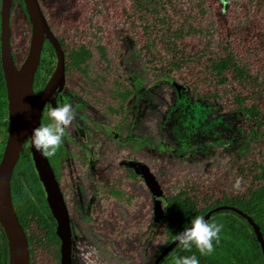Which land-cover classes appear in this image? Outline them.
Segmentation results:
<instances>
[{"label": "rangeland", "instance_id": "374dc122", "mask_svg": "<svg viewBox=\"0 0 264 264\" xmlns=\"http://www.w3.org/2000/svg\"><path fill=\"white\" fill-rule=\"evenodd\" d=\"M39 2L65 53L81 46L91 53L85 73L92 86L79 85V74L68 68L58 103L70 101L79 111V94H88L92 116L102 126L112 127L122 136L132 135V142L123 151L150 169L166 197L186 194L201 209L223 197L247 196L262 185L257 176L264 161V0ZM10 38L18 68L30 42V26L20 0L15 1L11 12ZM98 48L104 50V58ZM227 57L242 71V77L232 68L221 75L212 71V65ZM142 88L145 93L141 96L137 91ZM124 90L131 95L127 102L115 96ZM180 92L211 107L178 104ZM235 98L242 100V105ZM165 104H176L173 112L182 133L175 134L180 129L171 121L166 126L173 132L160 129ZM240 107L257 108L259 124L237 117ZM180 114L183 117L179 118ZM213 114L236 116L231 122L240 133L239 141L189 157L172 152L184 134L196 137L211 131L212 137H217L215 133H222L224 126L212 121ZM72 128L68 126L63 140L77 147ZM96 131L106 135L101 140L112 142L102 127ZM193 142L198 143L195 138ZM185 143L181 141L180 147H186ZM2 152L0 141V155ZM116 152L118 155V147ZM184 152L193 154L189 147ZM118 159L115 156L112 163L116 166L108 173L102 171L100 181L92 184L77 160L68 161L61 169V185L68 186L64 193L72 232V264H152L165 243L161 228L145 246H139L138 238L146 236L152 218L151 197L138 178L128 180L118 171ZM77 170L83 175V183L75 177ZM236 177L241 178V184L233 190ZM109 191H118L121 196ZM28 233L33 240L30 264H59L56 247L46 242L44 232L31 225Z\"/></svg>", "mask_w": 264, "mask_h": 264}, {"label": "water", "instance_id": "95a60500", "mask_svg": "<svg viewBox=\"0 0 264 264\" xmlns=\"http://www.w3.org/2000/svg\"><path fill=\"white\" fill-rule=\"evenodd\" d=\"M12 3L13 0H0V60L7 92V134L0 160V228L7 240V264L30 263L27 237L14 212L10 191L14 169L28 139L36 177L43 185L46 192V202L56 222L55 233L60 241L59 264H72L69 216L58 182L46 157L35 151L30 143L31 130L41 124V112L45 103L53 94L63 89L64 52L58 40L52 35L37 0H21L30 25V42L23 63L16 68L10 38ZM46 41L54 51L56 64L45 86L36 94L33 89V82ZM132 171L146 184L151 195L153 216L146 231L147 235L151 236L156 234L164 224L168 200L145 165L134 163ZM221 211L234 212L247 221L260 246L264 264V240L260 228L249 216L228 206L216 207L203 217L209 221L213 214ZM147 240L148 238L140 237L139 245L144 246ZM177 246L172 241L157 256L153 264H160L162 259Z\"/></svg>", "mask_w": 264, "mask_h": 264}, {"label": "trees", "instance_id": "16d2710c", "mask_svg": "<svg viewBox=\"0 0 264 264\" xmlns=\"http://www.w3.org/2000/svg\"><path fill=\"white\" fill-rule=\"evenodd\" d=\"M99 53L103 58L104 52L102 49H99ZM90 57L91 53L83 46L78 48L77 51H71L67 55L69 65L76 70H80V65ZM46 60V57L42 60L41 67L43 64L46 65ZM229 68H232L238 77H242V71L232 63L230 57L225 58L211 67L212 71L217 75H221V73ZM40 75L41 78H45L47 74L39 73L35 79V83L38 82L37 80ZM6 98L7 92L0 60V141L2 148H4L7 134V121H5L7 117L5 112V110H7ZM181 100L188 102L190 99L188 96H185L182 97ZM235 101L239 106L242 105V100L235 98ZM213 110H217V108L213 107ZM235 114H237V117L249 118L250 121L259 124V113L255 107H240ZM233 117L236 116L230 114H213L212 121L215 124H217V122L221 123L224 127H231L232 123H230V121ZM41 123H44V121H41ZM218 134L222 133L219 132ZM251 134L254 136L255 132L251 131ZM204 136L206 135L202 133L196 135L197 142L203 144L205 140ZM187 137L192 140L194 138L192 135ZM1 156L2 154L0 155V160ZM258 172L257 180L260 181L262 185L251 191L247 196L241 198L223 197L220 200L212 202V204H206V206L201 209L197 207L193 199L184 194L169 198L165 212V225L163 228L167 238L166 244L173 241L171 238L172 234L181 231L190 217L195 215L204 216L210 210L221 206L236 208L249 216L260 228L264 240V161L258 166ZM10 191L14 212L27 237L30 258L32 256L31 246L33 240L28 230L31 225H35L44 232L46 242L57 248L56 253L57 258H59L60 241L55 233L56 224L46 203L45 191L36 177L31 151L27 143L24 145L14 169L10 183ZM209 222H214L221 226L218 234V242H213V251L210 254L201 256L195 248H193L191 252H187L177 246L172 251V254L165 259L166 263L172 264L171 258L173 256L195 254L199 260V264H263L260 246L253 230L249 227L244 218L231 211H221L213 214ZM159 253L160 251H157L156 256ZM7 261V240L4 233L1 231L0 264H7Z\"/></svg>", "mask_w": 264, "mask_h": 264}, {"label": "flooded vegetation", "instance_id": "af4514ba", "mask_svg": "<svg viewBox=\"0 0 264 264\" xmlns=\"http://www.w3.org/2000/svg\"><path fill=\"white\" fill-rule=\"evenodd\" d=\"M15 1L16 0H13L12 9L14 7ZM37 2L39 3L40 9H41V11H42V13H43V15L45 17V20L47 22L46 16H45V14H44V12H43V10L41 8L39 0H37ZM20 3H21V0H20ZM21 5H22V3H21ZM22 7H23V5H22ZM23 9H24V7H23ZM24 13H25V9H24ZM25 17L27 19L26 13H25ZM27 21H28V19H27ZM28 24H29V22H28ZM47 24H48V22H47ZM48 27H49L52 35L58 40V42L60 44V47H61L62 51L64 52V49H63V46H62V41L53 33V31L51 30V26L49 24H48ZM99 49H102V48H98V52H99ZM77 50H78V48L75 49V51H77ZM48 51H50L49 54H48ZM71 51H74V50H71ZM46 53H47V56H46L47 63H46V65L43 64V66L41 67V62H42L43 59H45V54ZM69 53H65L64 52V59H65L64 60V85H63L62 91L65 89L66 76L68 75V68L73 69L75 72H77V74H79L80 80H81L79 85L84 84V86H86L85 84H89V86H92V83L90 82V80H88L86 78V73H85V65H86L87 61L91 57L89 59H87L83 64L80 65V70H76V69H74L73 67H71L69 65V60L67 58V55ZM99 55H100V53H99ZM13 56H14V54H13ZM100 57H101V55H100ZM14 59H15V57H14ZM53 59L55 60L54 64L52 62ZM129 63L131 64V61ZM55 64H56V59H55L54 51H53L52 47L50 46V44L46 41L45 44H44L42 53H41L38 71H37V74H36V76L34 78V82H33V89H34V92L36 94H38L41 91V89L45 86V84L47 83L48 79L50 78V75L54 71ZM126 67H128V66H126ZM39 73L47 74V75H45V78H41V75H40V77L37 80L38 82L36 81L37 83H35V79H36V77H37V75ZM106 83H107V80H106L105 84ZM171 83L174 86V82H171ZM93 84H96V83H93ZM105 84L102 87L103 90L105 89ZM157 84L158 83L156 82L152 86V88L149 87L148 89H146V91L147 90L151 91L153 89V87H155ZM98 88H99V86L97 85V87L94 90H96ZM177 89H179V88L176 87V90ZM62 91L53 94L48 99V101L45 103V105H44V107L42 109V112H41V120H40V122L41 121H44V123L48 122L47 118H46V108H47V106L49 104H52V106H53V104H58V99L57 98L61 94ZM137 93L141 94V96H142L143 93H145V90L142 88V89L138 90ZM182 93L183 92H180V95H179V99L180 100H178V104L187 103V101H182L181 100L182 97H185L184 95H182ZM79 96H80L79 111H77V119L74 122L73 128H72V141L77 144V147L74 146L73 144L69 143L68 141L63 140L62 145L58 149L56 155L54 157H51V158L46 157L47 162H48L50 168L52 169V171L54 173V176H55V178H56V180L58 182L59 190H60V193L62 194V199H63V202H64V204L66 206V209H67V212H68V216H69V211H68V207H67V203H66L67 196L64 193V187L68 188V186L66 184H64V187H62V185H61V182H62L61 169L70 160L71 161L73 159L77 160V162L79 164V168L82 169L83 172H85L87 174L86 175L87 176V180L89 181L90 184H92L93 181H97V182L100 181L99 176H100V173L102 171L104 173H108V171L111 169L112 166L113 167L116 166V164H113L112 162L115 160V156H119L118 164H117L118 171L121 174H123L124 177H126V179H128V180H130L131 178H138L145 185V187L147 188L146 184L142 181V179L140 177H138V175L132 171V167H133L134 163H140V164H143V163L140 162L139 160L132 159L131 156H128L126 154V152L123 151L124 149L128 148L129 143L132 142V139H133L132 135H129V134L127 135L126 134V135L122 136V135L118 134L114 128L109 127V126L107 127L105 125L102 126L101 123L92 116V114H93V109H92L93 106L87 104L88 94L81 93V94H79ZM115 96L118 97V99L121 102H127L128 98L131 97V95L127 92V90H124L123 92H121V94H116ZM191 102L192 103L202 104L203 106H208V105H206V103H202L200 101H191V100L188 101V103H191ZM175 105L176 104H173L172 106L166 105V109H165V111L163 113V116L161 118L160 129L166 128L168 131H172L173 132V130H171V128L166 126V123L170 124V121H171L174 124V128H176V129L179 128L180 129V131L175 132V134H176V133H182V130H181V128L179 126V123H178L179 119L176 122L175 116H177V114L174 116V112L173 111L175 110L174 109ZM208 107H211V106H208ZM86 108H88V109L86 110ZM108 110H109V113H113L114 112L111 109H108ZM180 117H183V115L180 114L179 118ZM212 117H213V115H212ZM245 119H249V118H245ZM230 123H232V122L230 121ZM100 127H102V130L104 131L105 134H107V136L111 137L112 142H109V141H107L104 138H103V140L100 139V137H102L104 135V134H100L99 132L96 131V130H99ZM223 134H224L223 141L220 142L219 141L220 137ZM205 135L206 136H204L205 140H204L203 144H200L199 142L198 143H194L192 139H189L188 137H185V134H184L183 137L180 138L178 143H177L178 144L177 149L172 150V152L173 153H177V154H181V153L187 154V155H185V157H189V156H193L194 154L199 155L200 153H204L205 151H208L209 148L212 149L213 146H215V147L216 146H223V147L232 146L235 142L239 141V139H240V133L237 132V128L234 126L233 123H232L231 127H224V129H222V134H216L215 133L214 135H216L217 137H212V132L211 131H207V133ZM104 136H106V135H104ZM254 136H256V134H254ZM194 138L196 139V137H194ZM213 139H216L215 141H217V142H214ZM181 141H186L187 144L185 143V145H184L186 147H180V142ZM96 142H97V144H96ZM26 143L28 144V147H29V139L26 141ZM141 143H142V141H141ZM117 147L119 148L118 155H117V152H116ZM188 147H189V151H190L189 153L193 152V154H188V153L184 152L185 149L188 148ZM176 150H177V152H176ZM31 156H32V153H31ZM111 156L113 158H111ZM32 161H33V159H32ZM33 165H34V163H33ZM143 165H145V164H143ZM34 168H35V166H34ZM148 170L150 171L149 168H148ZM35 171H36V169H35ZM76 174L77 175H75V177L78 176L79 177V181L81 183H83L84 182L82 180L83 175H81L78 170L76 171ZM151 174L154 176V174L152 172H151ZM75 177L73 176L74 179H75ZM154 178H155V176H154ZM155 180L157 181L156 178H155ZM63 181L66 182V179L64 178ZM124 181H126V180H124ZM158 184H159V182H158ZM41 185H42V183H41ZM42 187H43V185H42ZM159 187H160V184H159ZM94 190H95L94 193H97L96 187H95ZM161 190H162V188H161ZM147 191L149 192L148 188H147ZM109 192L111 194L113 193V196H116V197L121 196V193L118 192V191H115V192L109 191ZM162 192H163V190H162ZM149 194H150V192H149ZM163 194H164V192H163ZM179 194H183V193H179ZM179 194H177V195H179ZM184 195H186V194H184ZM164 196H165V194H164ZM150 197H151V195H150ZM45 198H46V192H45ZM166 198H167V200H169V198H171V197H166ZM151 203H152V199H151ZM94 207H95V210H96V204H94ZM48 208H49V206H48ZM49 211H50V209H49ZM151 213H152V216H153V212L152 211H151ZM50 214H51V212H50ZM55 224H56V222H55ZM164 225H165V216H164V224H163L162 228H164ZM69 226H70V216H69ZM147 228H146V231H147ZM55 229H56V227H55ZM146 231H145V233H146ZM70 232H71V227H70ZM71 235H72V232H71ZM164 235H165V243L162 246V248L159 250L160 253L171 243L170 242V243L166 244L167 238H166L165 231H164ZM151 236H153V235H151ZM151 236H148L147 233H146V236L142 235L140 237H145V238H148V240H149V238ZM139 238H138V244H139ZM148 240H147V242H148ZM71 241H72V237H71ZM146 243H145V245H146ZM140 247H143V246H140ZM171 254H172V252L167 254L162 259L160 264H170V263H166L165 259L168 258ZM157 256H155L154 260L157 258ZM58 260H59V258H58ZM154 260H153V262H154Z\"/></svg>", "mask_w": 264, "mask_h": 264}, {"label": "clouds", "instance_id": "9594fccd", "mask_svg": "<svg viewBox=\"0 0 264 264\" xmlns=\"http://www.w3.org/2000/svg\"><path fill=\"white\" fill-rule=\"evenodd\" d=\"M46 118L48 122L31 130L30 143L35 151L51 158L61 147L68 126L76 121L77 111L70 101H61L54 107L52 104L47 106ZM240 184L241 178L236 177L233 190L239 189ZM220 229V225L207 221L202 215H195L189 218L181 231L172 234L171 238L180 249L191 252L195 248L203 256L213 251V242H218ZM171 260L172 264H199L195 254L173 256Z\"/></svg>", "mask_w": 264, "mask_h": 264}]
</instances>
